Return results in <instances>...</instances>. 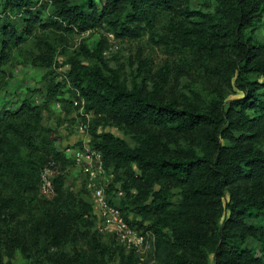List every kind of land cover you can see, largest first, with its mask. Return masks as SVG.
<instances>
[{
	"label": "trees",
	"instance_id": "trees-1",
	"mask_svg": "<svg viewBox=\"0 0 264 264\" xmlns=\"http://www.w3.org/2000/svg\"><path fill=\"white\" fill-rule=\"evenodd\" d=\"M181 1L0 0L2 52L37 29L102 33L93 48L81 40L62 80L44 77L45 103L30 95L0 112V219L13 217L30 189L33 264H107L113 253L120 264L141 263L112 236L89 231L88 190L67 184L73 159L56 150L59 128L42 122L51 96L66 86L90 114L89 144L115 172L108 193L121 180L124 194L111 202L143 216L125 220L150 231L153 262L143 264H264V0H205L197 9ZM147 32L169 52L186 54L191 72L164 65L153 89L123 81L104 60L106 34L138 39ZM45 44L33 62L51 67L55 48ZM171 78L181 84L169 97ZM72 100L62 116L69 123L78 108ZM51 162L60 171L47 199L36 193Z\"/></svg>",
	"mask_w": 264,
	"mask_h": 264
},
{
	"label": "rangeland",
	"instance_id": "rangeland-1",
	"mask_svg": "<svg viewBox=\"0 0 264 264\" xmlns=\"http://www.w3.org/2000/svg\"><path fill=\"white\" fill-rule=\"evenodd\" d=\"M182 6L188 5L190 8H205L207 2L205 0H182ZM1 15V13H0ZM158 33H163L162 27L157 29ZM261 37L264 38V28L260 31ZM102 33L98 30L92 32H86L82 35H70L60 30H41L37 29L34 34L29 35L23 43H20L16 47H11L7 51H1L0 45V112L5 108H16L20 101L24 97H30L35 99L37 103L43 102L45 98V92L47 80L44 77L49 75H55V80H62L68 69V65L65 63L69 55L78 52L81 40L87 44L89 48H93L96 44L97 38ZM150 33H145L138 39H116L112 34H106L107 47L103 52V57L108 66L115 71L120 78L127 84H130L133 80L140 86L146 89H153L154 86H158L160 83L159 72L164 65H177L187 70L188 74L191 72L186 65V54L179 53L175 50L169 52V48L162 42L157 41L158 36H151ZM51 44L55 48V59L51 64V67L41 65L39 61H34V57L37 53L43 51L47 46L45 42ZM86 62L92 63L90 59H85ZM54 70L49 74L51 70ZM182 76H186L187 73H181ZM189 76V75H188ZM191 77H184L183 83L187 82ZM181 84L180 80H173L166 86V94L169 97L178 95V91L175 88H179ZM39 88V91H33L32 88ZM68 86L63 91L57 92L51 96L48 109L43 111V124L46 126H55L59 128V139L56 141V150L62 152L67 158L72 159V155L69 148L65 145L66 142L72 139L75 131V125L79 118L74 122L69 123L62 117L63 112L66 110L69 100L74 99L69 92H67ZM184 89V88H182ZM238 93H233L231 96H235ZM73 101V100H72ZM73 106V103H72ZM73 111V108H72ZM71 111V112H72ZM70 112V113H71ZM75 110L72 114H77ZM69 113V117L72 116ZM85 120L91 118L90 116H84ZM72 130V131H71ZM104 130L111 131L117 136H121L126 140H130L123 129L115 125H107ZM71 131V132H70ZM53 167L54 174L60 169ZM59 168V167H58ZM106 170V169H105ZM108 173L113 174V177L107 183H102L103 192L107 203L111 206L116 204L111 202V199L122 197L124 191L121 189V180L116 182V190L108 193L109 184L114 178L112 171L106 170ZM116 175V174H115ZM55 176V175H54ZM66 179L74 189L86 187L88 192L85 193V197L89 200L92 206L93 225L89 228V231L98 230L101 236L105 237L110 235L114 238L117 246L123 247L126 251L133 250L140 256V264L146 262H153L151 258V241L150 231H143L137 228V225L128 223V227L133 234L140 238L139 242H125L122 240L119 233L113 230L105 229V223L99 217L96 212L97 209L95 199L93 197V189L88 187L89 176L77 171L73 166L69 170ZM8 181H11L8 176ZM30 184V176L27 179ZM41 181V173H40ZM41 184V182H40ZM42 198H51L52 195H45L41 191V185L37 193ZM112 197V198H111ZM121 211V210H120ZM125 213V214H124ZM124 218L129 220H142L143 216L133 211H121ZM126 215V216H125ZM144 222H147L145 220ZM144 232V233H143ZM83 248L87 243H81ZM113 257H106L107 264H120L119 257L116 253L112 254ZM106 263V261L104 262ZM0 264H33L32 258H30V189L25 194L21 209L16 210L14 216L7 220L0 219Z\"/></svg>",
	"mask_w": 264,
	"mask_h": 264
},
{
	"label": "built area",
	"instance_id": "built-area-1",
	"mask_svg": "<svg viewBox=\"0 0 264 264\" xmlns=\"http://www.w3.org/2000/svg\"><path fill=\"white\" fill-rule=\"evenodd\" d=\"M73 106L81 116H90L89 113L83 111L82 101L74 98ZM76 119L77 114H73ZM74 135L71 140L66 142L74 162V167L82 174L89 176L88 187L93 189V197L95 199L97 213L105 223V229L116 231L120 234L122 240L125 242H139L140 238L133 234L131 229L125 222L124 216L118 207L109 205L106 201L102 183H107L113 177V174L108 173L103 166V159L100 151L96 150L89 144L88 134V120L78 121L74 128ZM54 169L52 162L46 165L41 170V191L45 195H52L54 192L53 187Z\"/></svg>",
	"mask_w": 264,
	"mask_h": 264
}]
</instances>
